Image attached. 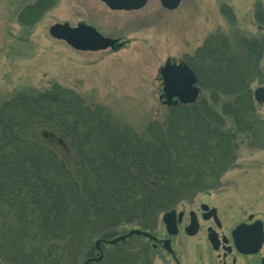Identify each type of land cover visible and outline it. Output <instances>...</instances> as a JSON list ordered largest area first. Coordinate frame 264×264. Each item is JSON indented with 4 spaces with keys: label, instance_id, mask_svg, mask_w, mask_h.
Masks as SVG:
<instances>
[{
    "label": "trees",
    "instance_id": "trees-1",
    "mask_svg": "<svg viewBox=\"0 0 264 264\" xmlns=\"http://www.w3.org/2000/svg\"><path fill=\"white\" fill-rule=\"evenodd\" d=\"M52 1L27 3L19 19L30 25ZM263 48L260 37L209 34L186 58L197 99L166 106L141 134L56 84L0 102L2 263L79 264L97 255L93 239L128 224L151 230L160 212L217 187L240 143L264 145L250 87L262 81ZM127 241L102 244L93 264H152L148 247Z\"/></svg>",
    "mask_w": 264,
    "mask_h": 264
},
{
    "label": "rangeland",
    "instance_id": "rangeland-1",
    "mask_svg": "<svg viewBox=\"0 0 264 264\" xmlns=\"http://www.w3.org/2000/svg\"><path fill=\"white\" fill-rule=\"evenodd\" d=\"M33 1L0 0V102L19 91H44L56 84L80 95L85 105L103 108L139 134L148 122L164 121L167 108L159 69L166 58L186 61L216 32L230 39L239 33L264 40V0H181L174 9L162 7L159 0H147L133 10L111 9L100 0H53L34 22L24 24L19 13ZM55 22H84L104 36L117 38L121 45L75 50L49 34L48 27ZM260 64L262 81H253L251 89L264 86V48ZM256 111L264 121V103H256ZM236 153L233 167L222 173L217 187L196 193L192 205L206 201L225 207L264 188V145L249 148L240 143ZM133 227L138 226L122 225L117 231ZM146 243L132 236L125 246L138 249L148 247Z\"/></svg>",
    "mask_w": 264,
    "mask_h": 264
},
{
    "label": "flooded vegetation",
    "instance_id": "flooded-vegetation-1",
    "mask_svg": "<svg viewBox=\"0 0 264 264\" xmlns=\"http://www.w3.org/2000/svg\"><path fill=\"white\" fill-rule=\"evenodd\" d=\"M191 201L175 206V233H167L160 212L148 229L154 238L141 236L152 264H264V188L226 208Z\"/></svg>",
    "mask_w": 264,
    "mask_h": 264
},
{
    "label": "water",
    "instance_id": "water-1",
    "mask_svg": "<svg viewBox=\"0 0 264 264\" xmlns=\"http://www.w3.org/2000/svg\"><path fill=\"white\" fill-rule=\"evenodd\" d=\"M101 1L111 9L133 10L142 7L147 0ZM159 2L166 9H174L178 6L180 0H159ZM48 32L53 38L63 40L72 48L81 51H96L121 45V43L116 44V38L104 36L93 26L83 22L73 26L66 22H55L48 27ZM159 74L162 81V95L166 105H175L179 102L191 103L197 98L199 92V87L196 85L197 76L185 61L175 62L171 58H166L159 69ZM253 98L257 103H264V86L259 85L253 89ZM174 216L175 209L165 211L161 216L168 234L176 232ZM132 235L154 238L148 231L138 227L130 228L126 232L115 235L112 238L99 237L94 241V247L98 251V255L85 258L83 264H89L91 261H99L101 259L103 254L101 243L114 244L130 238ZM0 264H2L1 261Z\"/></svg>",
    "mask_w": 264,
    "mask_h": 264
},
{
    "label": "bare ground",
    "instance_id": "bare-ground-1",
    "mask_svg": "<svg viewBox=\"0 0 264 264\" xmlns=\"http://www.w3.org/2000/svg\"><path fill=\"white\" fill-rule=\"evenodd\" d=\"M199 193V192H198Z\"/></svg>",
    "mask_w": 264,
    "mask_h": 264
}]
</instances>
